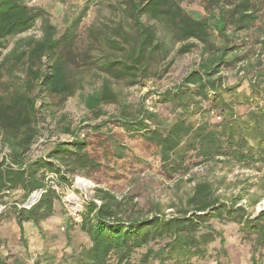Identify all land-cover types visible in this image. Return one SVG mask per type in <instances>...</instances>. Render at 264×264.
<instances>
[{"label":"trees","instance_id":"trees-1","mask_svg":"<svg viewBox=\"0 0 264 264\" xmlns=\"http://www.w3.org/2000/svg\"><path fill=\"white\" fill-rule=\"evenodd\" d=\"M108 1L115 11L113 19L92 24L89 42L80 52L76 33L88 7L60 34L43 9L30 7L27 0H0V49L9 37L38 22L42 32L38 40L18 43L2 64L12 61L24 72L21 84L0 96V143L9 150L0 160V199L6 205L0 218L16 219L24 247L23 224L38 225L54 217L56 204L62 201L48 175L55 174L56 185L63 189L73 185L77 176L124 179L144 173L147 165L150 169L148 159H131L128 143L112 129L100 133L99 126L90 136L71 133V138L55 142L47 154L30 157L38 137L35 93L62 99L74 96L82 89L83 78L73 74L78 61L101 82L95 91L82 96L85 108L98 116L103 106L118 105V115L111 117L113 124L129 138L139 139L150 157L157 158L156 174L163 179L187 174L190 163L264 169V0ZM186 1L200 2L203 12L184 10ZM176 45L181 55L201 46V59L180 84L159 94L161 103L171 106L172 115L165 118L146 107L128 112L114 86L144 83L153 62L166 60ZM224 70L236 71L238 83L228 85ZM244 80L249 94L238 91ZM240 106L249 109L240 113ZM121 162L137 169L120 173ZM182 182L179 179L174 185L178 192L169 215L160 205L145 211L134 196L119 198L108 189H96L77 225L88 245L73 249L67 264H194L209 259L210 247L218 240L225 244L213 221L237 225L242 240L250 243L251 264H264V210L253 214L240 203L241 194H220L209 180L197 181L190 192H181ZM258 188L264 192V175ZM5 191H22L24 202L34 192L43 193L25 209L18 202L3 201L10 196ZM245 193L248 206L254 208L259 202L257 193ZM3 243L0 237V248ZM0 264L26 263L0 258Z\"/></svg>","mask_w":264,"mask_h":264},{"label":"rangeland","instance_id":"rangeland-1","mask_svg":"<svg viewBox=\"0 0 264 264\" xmlns=\"http://www.w3.org/2000/svg\"><path fill=\"white\" fill-rule=\"evenodd\" d=\"M30 7L43 9L51 21L62 34L70 25L71 21L77 17L78 13L84 7H88L87 15L77 29L76 50L83 51L89 42L87 32L92 24L109 22L113 19L114 10L108 0H27ZM184 10L203 12V8L198 1H186L182 4ZM264 14V11H263ZM264 21V20H263ZM41 25H35L32 29L9 37L4 42V48L0 49V96L7 95L21 84L24 79V72L20 65H14L12 61L2 64L9 53L18 43H24L30 38L38 40L41 35ZM180 45H176L166 60L156 59L150 69V77L142 84L128 87L123 84L115 85V90L120 94L119 102L126 103L128 112L133 113L141 107H146L149 111H154L167 118L172 115L170 105L162 104L159 94L173 89L180 84L186 74L196 68L201 59V46L194 48L190 53L178 54ZM257 47H255V50ZM47 65V60H44ZM79 66L73 67V74L77 78L82 77V89L77 90L74 96L62 99L59 96L47 95L37 91L36 107L37 121L36 128L38 137L32 146L30 157L36 158L47 154L53 144L57 141L67 140L72 134H85L86 137L92 134L93 128L99 126L100 133H112L121 141L128 143L132 149V157L148 159V165L145 166L144 173L138 175H126V178H110L100 174H94L95 180H89L82 176L81 179L88 181L87 187L81 188L70 185L61 188V203L56 204V217L50 218L49 223L55 228V234L52 238L46 235L38 236L40 240H34L31 245V252L23 249L18 237V231L13 216L0 218V234L5 238L0 248V258L8 259L9 262L14 259H20L26 264H67L70 262V255L73 249L81 245H88L87 237L82 234L77 225L79 215L83 211L86 201L94 198L95 190L98 188L108 189L118 195L119 198L125 195L135 197V203L146 209L151 206H158L166 214H171L170 205L175 201V195L178 192L174 186L177 180L182 179L180 185L181 192H190L197 181L209 180L218 187V193L226 196H237L241 194L244 198L240 202L249 208L253 214H258L264 210V192L258 188L261 176L264 175V169H241L230 167L223 164H207L198 166L191 164L189 172L184 175H174L172 179H163L156 174L159 169L157 158L147 151L139 143V139L129 138L121 128L113 124L112 115H118L119 107L116 104L105 105L102 107L100 115L91 114L84 106L82 96L90 94L100 86V80L95 74L89 72L85 66L77 62ZM222 76L228 78V85L238 83L236 71L224 70ZM241 76V75H240ZM239 92L249 94V86L246 80L243 81ZM248 107L240 106V113L248 111ZM219 120V119H215ZM94 138V135L91 136ZM94 140V139H93ZM9 153L6 146L0 143V160ZM120 173H127L137 169V166L131 167L125 162H121ZM138 168H144L141 166ZM125 169V170H124ZM225 179L221 182V178ZM192 179L190 182L189 180ZM247 191L252 195L257 193L259 202L254 208L247 204ZM180 192V191H179ZM180 192V193H181ZM24 194L19 191L15 195L6 196L3 201L8 205L13 203H23ZM73 197L74 206L69 203V198ZM28 229H32L29 223L25 224ZM33 229L39 230L38 225L33 222ZM215 228L223 233L225 244L222 246L218 240L210 247L211 257L204 261H198L194 264H251V246L250 243L243 241L239 233V227L232 223L213 221ZM73 227V228H72ZM42 237V238H41ZM22 247V248H21ZM28 247V244H27ZM43 249V250H42ZM37 250V251H35ZM41 250V251H40Z\"/></svg>","mask_w":264,"mask_h":264},{"label":"crops","instance_id":"crops-1","mask_svg":"<svg viewBox=\"0 0 264 264\" xmlns=\"http://www.w3.org/2000/svg\"><path fill=\"white\" fill-rule=\"evenodd\" d=\"M56 217V214L55 216ZM52 217V218H54ZM49 220L50 219H47V220H43L41 221L39 224H38V228L39 230H36V229H33V222L30 221V222H26V223H29L30 224V227L32 229H28V232H26L27 228L25 227L26 223L23 224V229H24V239L26 240V243L28 244V247H23L24 250H27L29 253L31 252V245H33V241L35 240H40L38 238V236L40 237V234L41 236L43 235H46V242L48 241V237L52 238L55 234V228L49 223ZM13 221L15 222L16 224V227H17V231H18V237L20 235V228L19 226L17 225V222H16V219L13 217ZM0 237L1 239H4L5 237L0 234ZM42 238V237H41ZM44 238V236H43ZM22 243V242H21ZM23 245V244H22ZM24 246V245H23ZM22 248V247H21ZM43 250V249H42ZM37 251V250H35ZM41 251V250H40ZM38 252V251H37Z\"/></svg>","mask_w":264,"mask_h":264},{"label":"built area","instance_id":"built-area-1","mask_svg":"<svg viewBox=\"0 0 264 264\" xmlns=\"http://www.w3.org/2000/svg\"><path fill=\"white\" fill-rule=\"evenodd\" d=\"M83 137V135H82ZM71 137H68V139ZM57 176L55 174H50L48 175V179L50 181V184L53 186V188L57 191V192H61V189L56 185L55 180H56ZM74 183L78 185H80L81 188H85L87 187L88 181H86L85 179H81L78 176L75 177L74 179ZM73 183V185H74ZM85 183V184H84ZM72 185V186H73ZM19 191H16L15 193H10L9 191H5L6 195H15L16 193H18ZM43 192L41 191H37L34 192L25 202L21 203L18 205L19 208H25V209H30L33 205H35ZM6 209V205H4L2 203V200L0 199V214Z\"/></svg>","mask_w":264,"mask_h":264},{"label":"bare ground","instance_id":"bare-ground-1","mask_svg":"<svg viewBox=\"0 0 264 264\" xmlns=\"http://www.w3.org/2000/svg\"><path fill=\"white\" fill-rule=\"evenodd\" d=\"M84 184H85V183H84ZM74 200H75V199H74L73 197H70V198H69V203H70L72 206H74V203H75Z\"/></svg>","mask_w":264,"mask_h":264}]
</instances>
